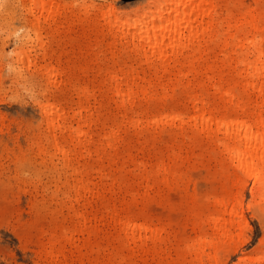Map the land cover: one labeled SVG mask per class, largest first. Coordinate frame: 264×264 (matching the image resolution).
<instances>
[{
	"label": "rangeland",
	"instance_id": "rangeland-1",
	"mask_svg": "<svg viewBox=\"0 0 264 264\" xmlns=\"http://www.w3.org/2000/svg\"><path fill=\"white\" fill-rule=\"evenodd\" d=\"M149 1L0 0V264H214L213 249L197 261L186 246L215 237L216 199L241 217L234 240L217 243V264H264V200L228 159L223 136L186 121L194 96L220 114L229 111L224 89L246 95L240 50L224 52L205 34L159 66L101 36V11L133 16ZM211 1L230 34L247 28L245 10L264 17V0ZM113 76L132 88L122 103ZM46 104L72 129L80 113V143L58 131L50 142ZM169 112L182 121L160 119ZM77 183L87 189L75 193ZM126 213L159 228V241L140 248L124 237L117 220Z\"/></svg>",
	"mask_w": 264,
	"mask_h": 264
},
{
	"label": "bare ground",
	"instance_id": "bare-ground-1",
	"mask_svg": "<svg viewBox=\"0 0 264 264\" xmlns=\"http://www.w3.org/2000/svg\"><path fill=\"white\" fill-rule=\"evenodd\" d=\"M236 8L241 10L240 6ZM214 14L215 6L211 0H151L144 7L135 10L133 16L122 15L112 7L101 11L100 31L103 38L109 37L112 41L118 40L132 45V51L136 54L141 53L145 57L148 53L159 66H163L171 55L198 43L205 34L210 39H217L224 52L229 47L240 50L235 59L236 73L243 81L242 88L246 95L238 97L232 89H224L220 97L228 103L229 111L220 114L211 109L207 110L203 99L194 96L192 111L187 115L186 121L198 126L202 132H214L223 136L220 146L228 159L243 177L252 180L255 196L264 200V17L262 16L261 21L258 14L254 15L251 10H245L243 19L247 28L239 34V31L230 34L229 19L218 20L214 18ZM220 25H225L227 30L219 31ZM228 57L232 60L229 55ZM124 84L125 87L122 88V80L111 77L112 90L121 103L132 94V88L127 81ZM218 87L215 86V89L218 90ZM141 91L145 93V88L141 87ZM41 110L48 131L46 136L54 146L57 131L61 135L67 133L72 141L78 143L86 136L79 124V112L73 116L78 125L72 129L59 124L65 118H62L61 111L56 106L42 105ZM160 119L181 122L182 116L169 112ZM104 138L108 139V136L105 135ZM56 149L62 157L67 156L63 148ZM167 171L168 168L163 162L156 165V172ZM72 188L75 193L80 189H87L79 183ZM214 205L222 214L221 218H209L215 237H198L186 248L197 261H200L205 248L213 249V263L217 264V243L234 240L232 231L241 227V217L228 201L216 199ZM117 221L124 237L129 234L133 242H140V248L144 244L142 239L159 241L160 229L145 221L137 223L128 213Z\"/></svg>",
	"mask_w": 264,
	"mask_h": 264
}]
</instances>
